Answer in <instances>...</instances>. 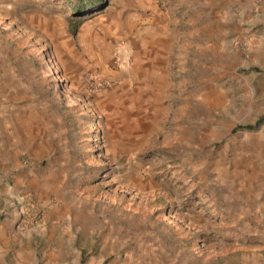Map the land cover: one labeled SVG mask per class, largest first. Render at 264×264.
<instances>
[{
	"label": "rangeland",
	"instance_id": "rangeland-1",
	"mask_svg": "<svg viewBox=\"0 0 264 264\" xmlns=\"http://www.w3.org/2000/svg\"><path fill=\"white\" fill-rule=\"evenodd\" d=\"M71 7L0 0V264H264V125L232 132L264 115V0H103L74 34ZM154 13L147 107L132 37Z\"/></svg>",
	"mask_w": 264,
	"mask_h": 264
},
{
	"label": "crops",
	"instance_id": "crops-1",
	"mask_svg": "<svg viewBox=\"0 0 264 264\" xmlns=\"http://www.w3.org/2000/svg\"><path fill=\"white\" fill-rule=\"evenodd\" d=\"M155 17L150 20V24L144 26L142 31L132 37V48H134L133 53L136 55L137 59L134 66L135 78L141 81L142 84V99L147 107H151L153 103L158 99L159 93H163V85L161 81V77L163 78L166 64H167V56H168V45H167V37L166 31L164 30L163 22L161 21L162 16L158 13H154ZM260 46V44H259ZM264 44L260 46L263 50ZM261 52V51H260ZM160 84V85H159ZM137 93L136 90H132L130 92H125L124 96L126 97V101L129 104L135 105V100H138L134 95ZM263 116L264 115H260ZM260 116L255 118L252 122L248 123H239L237 125H245L254 123ZM235 125L234 128L237 126ZM264 125L263 122L253 130H240L232 132H255L261 126ZM262 140L258 139L256 143H254L253 149L257 151L261 145ZM257 149V150H256ZM25 197V198H24ZM21 201H24L26 204L30 201V197L22 196L19 198ZM18 202V201H17ZM24 205L26 206V204ZM11 205V204H9ZM24 205L17 207L20 208L18 210L19 214L24 211ZM17 212V213H18ZM166 252L162 251L157 247H148V250L142 257V261L139 264H164L163 259L165 258Z\"/></svg>",
	"mask_w": 264,
	"mask_h": 264
},
{
	"label": "trees",
	"instance_id": "trees-1",
	"mask_svg": "<svg viewBox=\"0 0 264 264\" xmlns=\"http://www.w3.org/2000/svg\"><path fill=\"white\" fill-rule=\"evenodd\" d=\"M70 2L71 7L70 14L68 15V19L70 21V32L74 34L81 23L91 18L93 15L97 13V11L102 7L103 0H68ZM264 120L263 116H260L254 123L245 124V125H237L233 131L237 129L240 130H253L256 129ZM83 260V258H82Z\"/></svg>",
	"mask_w": 264,
	"mask_h": 264
},
{
	"label": "built area",
	"instance_id": "built-area-1",
	"mask_svg": "<svg viewBox=\"0 0 264 264\" xmlns=\"http://www.w3.org/2000/svg\"><path fill=\"white\" fill-rule=\"evenodd\" d=\"M241 44L243 46H247L248 42L247 41H243ZM92 85H93V83H92ZM104 85H105V83L102 82V81L94 82L93 88L100 89V88L104 87ZM20 217H21V221L17 224L16 228H17L18 232L21 233V234L22 233H27L28 226L30 224L36 225V223L38 221H40V215L35 210H33L32 214H30V215L28 214V216H26L25 212L22 211ZM27 220H29V222Z\"/></svg>",
	"mask_w": 264,
	"mask_h": 264
}]
</instances>
